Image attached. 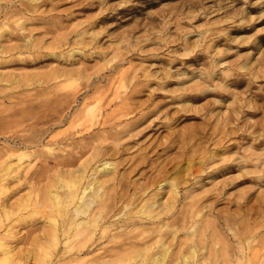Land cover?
Returning a JSON list of instances; mask_svg holds the SVG:
<instances>
[{
    "label": "rangeland",
    "instance_id": "rangeland-1",
    "mask_svg": "<svg viewBox=\"0 0 264 264\" xmlns=\"http://www.w3.org/2000/svg\"><path fill=\"white\" fill-rule=\"evenodd\" d=\"M90 106L117 152L103 156L110 213L79 251L85 233L53 241L38 202L65 173L54 162L92 142L72 128ZM0 155V264L264 260V0H0Z\"/></svg>",
    "mask_w": 264,
    "mask_h": 264
},
{
    "label": "bare ground",
    "instance_id": "bare-ground-1",
    "mask_svg": "<svg viewBox=\"0 0 264 264\" xmlns=\"http://www.w3.org/2000/svg\"><path fill=\"white\" fill-rule=\"evenodd\" d=\"M4 45V44H3ZM3 47V46H2ZM5 49V48H4ZM72 76V75H71ZM66 102V101H65ZM88 105V104H87ZM68 107V106H67ZM97 108V106H96ZM65 109V108H64ZM60 111V110H58ZM82 111V110H81ZM99 111V110H98ZM97 113V110L96 112ZM94 113V106H90L88 108H86V110L84 111V115L83 117L79 120V122H75V125L72 126V128L74 127L76 130V134L77 132H80V135L83 138H88L91 139L92 142L89 140V144H85V146L80 147V149L83 148V150L81 151V153L79 152V155H74L71 156L73 157L71 160L70 158H66V159H61L60 161H56L54 162V167L55 168H60V170L64 171V175L62 173V175H60L58 177V179H60L59 181V185H56V189L51 188L52 184H49V189L47 194L43 195V198L41 199V201L38 202V204L41 206L40 208H42V206L44 208H49V211L51 213V215L49 216L51 220V228H50V232L52 235V237L54 238L53 241L55 240V238L59 235H62L65 240H67L68 238L71 239V236L76 237V236H80L83 233H85V235L83 237H81V239H77L75 241V248L79 251H81L80 249H84L83 247L85 245H87V242L89 240V236H86V234L88 232H91V228L92 226L94 228H96V225L99 224L98 220L99 218L105 216L108 214L109 212V206L107 204H105V194H100L101 191H104V189L106 188L105 184L107 183V181L109 180H113L114 175V171L112 169V166L114 165L112 162L107 161V160H103V156L107 155L108 152L110 153H114L117 152V150H115L113 148V146H109L108 144H102L105 143L104 140L106 139V136L104 135H95L94 133H92V129L97 125L100 126V124H104L107 120H109L110 118L103 116L100 119L99 116L98 118L96 117ZM128 113V112H126ZM50 114V113H49ZM60 114V113H59ZM77 114V113H76ZM83 114V113H82ZM53 115V114H52ZM56 115V114H55ZM98 115L99 112H98ZM147 114H143L140 115L134 122L133 124L131 123V126L134 125L135 123H137L138 121H140L142 118L146 117ZM57 116H58V112H57ZM56 116V117H57ZM59 117V116H58ZM115 117V116H114ZM52 118V117H51ZM39 120V119H36ZM53 121V120H52ZM56 121V120H55ZM40 122V121H39ZM46 122V121H45ZM40 124V123H38ZM36 124V125H38ZM73 124V123H72ZM114 125V124H113ZM125 126V125H124ZM77 127V128H76ZM112 127V126H111ZM73 128V129H74ZM100 128V127H99ZM103 128V127H102ZM101 128V129H102ZM79 129V130H78ZM95 129V128H94ZM98 129V127H97ZM128 129V128H127ZM133 129V128H132ZM103 130V129H102ZM44 131V129H43ZM46 131V128H45ZM107 131V130H106ZM124 131V129H123ZM147 131V130H146ZM42 132V130L40 131V133ZM105 132V131H104ZM72 133V132H71ZM114 133V132H113ZM140 133V132H139ZM42 134V133H41ZM115 134V133H114ZM131 134V133H130ZM73 135H75L73 133ZM144 135V134H143ZM22 136V135H21ZM29 136V135H28ZM14 137V136H13ZM12 137V138H13ZM25 137V136H24ZM27 137V136H26ZM35 137V136H34ZM31 137V138H34ZM130 137V136H129ZM20 138V136H19ZM23 138V137H22ZM17 139V138H16ZM27 139V138H26ZM21 140V138H20ZM24 140V139H23ZM22 140V141H23ZM28 140V139H27ZM38 140V138H37ZM94 140H97V143H93ZM31 141V139H30ZM29 141V142H30ZM40 141V139H39ZM88 141V140H87ZM32 142V141H31ZM23 143V142H22ZM113 143V142H112ZM46 144V143H45ZM27 145V144H26ZM79 145V144H78ZM16 146V145H15ZM25 146V145H24ZM6 148V147H5ZM79 148V147H78ZM124 147L121 146V148H118V150L123 151ZM3 150V149H2ZM79 150V149H78ZM4 151V150H3ZM86 157H84V159H80L85 153H88ZM14 152V151H13ZM2 154V153H1ZM4 154V153H3ZM18 154V153H17ZM22 154V153H21ZM25 154V153H24ZM65 154V153H64ZM23 155V154H22ZM67 155V154H66ZM69 155V154H68ZM2 156V155H0ZM15 156V155H14ZM18 156V155H17ZM25 156V155H24ZM16 157V156H15ZM60 157V156H59ZM58 157V158H59ZM19 158H22V156ZM18 158V159H19ZM54 158V157H53ZM17 159V158H16ZM55 159V158H54ZM57 159V158H56ZM1 160V158H0ZM3 160V159H2ZM51 160V159H50ZM80 160L78 163V166H76L74 169H70L68 167H71L73 165H75L76 162L73 161H78ZM53 161V160H52ZM91 162H98L100 164H97L94 168V171H91L89 174V177L91 176L93 179H91V181H87V183L84 185L79 184L78 180L81 178V174L80 173H84V171L86 170V168L89 166V164ZM1 163V162H0ZM5 163V162H3ZM2 164V163H1ZM150 164V163H149ZM6 165V164H4ZM48 165V164H47ZM77 165V164H76ZM49 166V165H48ZM46 166V167H48ZM6 167V166H5ZM8 167V165H7ZM93 167V165H92ZM4 168V166L2 167ZM0 168V170L2 169ZM53 168V167H52ZM49 169V168H48ZM112 169V175H110L109 177H107L106 174L110 173ZM3 170V169H2ZM7 170V169H6ZM91 170V168H90ZM138 170L137 165L136 167L134 166L132 169H130L127 173V176H125V178L129 177V173ZM66 173H69L70 176L69 177H65ZM87 173V172H86ZM95 174H100L101 176H95L93 177ZM32 175V174H31ZM43 175V174H42ZM81 175V176H80ZM86 175V174H85ZM103 175V176H102ZM106 176V177H105ZM52 177V176H51ZM85 177V176H84ZM31 178V176H30ZM50 178V177H49ZM85 179V178H84ZM35 181V180H34ZM37 181V180H36ZM82 181V180H81ZM38 182V181H37ZM117 182V180H116ZM119 184H120V180H118ZM158 182V181H157ZM4 183V182H3ZM57 183V182H56ZM160 183V182H159ZM33 184V183H32ZM58 184V183H57ZM45 185V184H44ZM169 186L171 187L170 190L172 191L171 194L173 195L175 190V187L173 186V183L169 182ZM58 187L63 188L62 191H64L63 193H58ZM163 184L160 185V187L157 190H160L161 188H163ZM30 190V189H29ZM61 191V190H60ZM110 191V190H109ZM113 191V189H112ZM108 192V191H107ZM111 192V191H110ZM138 192V191H137ZM155 192V191H154ZM176 193V192H175ZM39 194V193H38ZM108 194V193H107ZM110 194V193H109ZM114 194V193H113ZM144 194V193H143ZM157 194V192H156ZM37 196V195H36ZM37 198V197H36ZM115 198V197H114ZM171 199V196L169 197ZM175 199V197H173ZM160 199V198H159ZM38 199H36L37 201ZM99 200V205L98 207H94L91 208V205L95 202H97ZM104 200V201H103ZM35 201V202H36ZM175 201V200H173ZM172 201V202H173ZM147 202V201H146ZM144 202V203H146ZM64 203V204H63ZM171 203V202H170ZM174 203V202H173ZM63 204V205H61ZM143 204V203H142ZM37 205V203H36ZM96 205V206H97ZM38 206V205H37ZM139 206V205H138ZM170 206H172L171 204H169V202H167V199L164 200L163 202L160 201H154L152 200L149 203L143 204L142 206H140L137 210H136V215L134 214H129L128 218H130V223L134 224L137 223V221H142L145 220L147 221V219H151V218H155L160 214H165L163 212L167 211V209H171ZM154 208H156V210H154ZM187 208V207H186ZM39 210V209H38ZM44 210V209H43ZM134 210V209H133ZM45 211H47L45 209ZM48 211V212H49ZM112 211V210H111ZM116 211V210H115ZM110 213V212H109ZM120 214V213H119ZM113 215V214H112ZM122 216V215H121ZM130 216V217H129ZM138 218L136 220V217ZM135 217V218H134ZM107 218V217H106ZM105 218V219H106ZM126 218V217H125ZM101 220V219H100ZM104 220V219H102ZM163 220V219H162ZM164 221V220H163ZM47 222V221H46ZM101 222V221H100ZM140 223V222H139ZM138 223V224H139ZM147 223V222H146ZM163 223V222H162ZM141 224V223H140ZM164 224V223H163ZM162 224V225H163ZM100 225V224H99ZM123 225V224H122ZM121 225V226H122ZM128 225V224H127ZM144 225V224H143ZM104 226V225H102ZM108 226V225H107ZM110 226V225H109ZM125 226V225H124ZM139 226V225H138ZM151 226V225H150ZM157 226H159L160 228V224ZM165 226V225H163ZM135 227V226H133ZM142 227V226H141ZM166 227V226H165ZM98 228V227H97ZM101 228V227H100ZM105 228V227H103ZM107 228V227H106ZM152 228V227H151ZM110 229V228H109ZM163 229V228H162ZM107 230V229H106ZM136 230V229H135ZM146 230V229H145ZM148 230V229H147ZM154 231V229H152ZM161 230V229H160ZM99 231V230H98ZM97 231V232H98ZM149 231V230H148ZM156 231V230H155ZM159 231V230H158ZM105 232V231H104ZM103 232V233H104ZM145 232V231H144ZM96 233V232H95ZM146 233V232H145ZM144 234V233H143ZM45 235V233H44ZM43 235V236H44ZM117 235V234H116ZM146 235V234H145ZM159 235V234H158ZM48 236V235H47ZM125 236V235H123ZM46 237V236H45ZM93 237V236H92ZM37 238V237H36ZM98 238V237H97ZM116 238V237H115ZM159 238V237H158ZM47 239V238H46ZM252 239V238H251ZM62 240V238H61ZM73 240V238H72ZM112 240V239H111ZM117 240V239H116ZM42 241V240H41ZM46 241V240H45ZM90 241V240H89ZM92 241V240H91ZM115 241V240H114ZM56 242V241H55ZM116 242V241H115ZM92 243V242H91ZM90 243V244H91ZM42 244V243H41ZM48 244V243H47ZM61 244V243H60ZM163 244V243H161ZM45 245V244H44ZM65 245V244H63ZM62 245V246H63ZM47 246V245H46ZM56 246V245H55ZM68 246V245H67ZM71 246V245H70ZM150 246V245H149ZM48 247V246H47ZM87 247V246H86ZM134 247V246H133ZM138 247V246H137ZM72 248V247H71ZM160 248V247H159ZM158 248V249H159ZM6 249H11V248H5ZM63 249V248H62ZM70 249V248H69ZM103 249V248H102ZM133 249V248H132ZM74 249H72L73 251ZM88 250V249H87ZM144 251V249H142ZM149 250V249H148ZM167 250V249H166ZM10 251V250H9ZM71 251V250H70ZM69 251V252H70ZM12 252V251H11ZM92 252V251H91ZM108 252V251H107ZM110 252V251H109ZM140 252V251H139ZM195 250L192 249L191 253L194 254ZM6 253V251H5ZM10 253V252H9ZM9 253H7V257L9 256ZM62 253V252H61ZM60 253V255H61ZM106 253V252H105ZM12 255V253H10ZM59 254V253H58ZM138 254V253H137ZM52 255V254H51ZM59 255V256H60ZM63 255V254H62ZM65 255V254H64ZM144 255V253H143ZM153 255V254H152ZM5 256V255H4ZM3 256V257H4ZM133 256V255H132ZM167 256V251H164L162 253L158 252V254H154L153 256H150L151 261H149V264H161L163 260H165V257ZM197 256V255H196ZM246 256V255H245ZM58 257V256H56ZM79 257V256H78ZM96 257V256H95ZM99 257V256H98ZM130 257V256H129ZM135 257V256H134ZM134 257H131L134 259ZM11 258V257H10ZM60 258V257H59ZM91 258V257H90ZM97 258V257H96ZM142 258V257H141ZM185 258H187V255L185 256ZM9 259V258H8ZM12 259V258H11ZM79 259V258H78ZM95 259V258H93ZM124 259V258H123ZM127 259V256H126ZM138 259V256H137ZM143 259V258H142ZM149 259V260H150ZM239 259V258H238ZM7 260V258L5 259V261ZM15 260V259H14ZM57 260V259H56ZM62 260V259H61ZM64 260V259H63ZM68 260V259H67ZM75 260V259H74ZM132 259H130L131 261ZM217 260V259H216ZM249 260V259H248ZM250 264H264V260H259V258H257V256H250ZM71 261V260H69ZM87 260H81L77 263H82V264H88L86 262ZM106 261V260H105ZM104 261V262H105ZM130 261H127L126 263H129ZM182 261V260H181ZM7 262H9L7 260ZM55 262V261H54ZM58 262V261H57ZM104 262H94V264H106ZM121 262V260H120ZM137 262V261H135ZM141 262V264H147V260L145 261H139ZM147 262V263H146ZM187 262V261H186ZM257 262V263H256ZM13 264H16V262L14 263L12 261ZM41 263V262H40ZM63 263V262H62ZM122 263V262H121ZM125 263V261H124ZM194 263V262H193ZM244 263V261H243ZM92 264V263H91ZM109 264H118L117 262H109ZM135 264V263H133ZM186 264V263H185ZM231 264V263H230Z\"/></svg>",
    "mask_w": 264,
    "mask_h": 264
}]
</instances>
